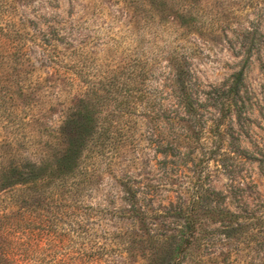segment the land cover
Listing matches in <instances>:
<instances>
[{
    "label": "rangeland",
    "instance_id": "374dc122",
    "mask_svg": "<svg viewBox=\"0 0 264 264\" xmlns=\"http://www.w3.org/2000/svg\"><path fill=\"white\" fill-rule=\"evenodd\" d=\"M0 27V172L10 148L57 155L83 100L92 127L118 120L77 194L50 180L1 188L2 264H154V242L175 225L160 213L187 201L197 174L223 208L264 210V0H0ZM134 71L138 88L112 117ZM230 241L216 235L206 252L253 259Z\"/></svg>",
    "mask_w": 264,
    "mask_h": 264
},
{
    "label": "trees",
    "instance_id": "16d2710c",
    "mask_svg": "<svg viewBox=\"0 0 264 264\" xmlns=\"http://www.w3.org/2000/svg\"><path fill=\"white\" fill-rule=\"evenodd\" d=\"M182 0H176L181 3ZM185 1V0H184ZM187 1V0H186ZM191 1V0H190ZM1 35H7L6 30L0 27ZM233 81L228 85L218 98L219 110L222 117L230 113L237 103L243 75L238 71L233 75ZM140 71H134L121 79L123 100L118 102L119 109L111 110L112 117H120L121 109L128 106V99L138 88ZM114 84L106 86V94L112 92ZM98 97V96H97ZM106 97L100 95L98 98ZM112 100H116L113 97ZM183 106L188 113L194 112V106L189 95L182 96ZM79 116L65 121L59 128V135L64 140L62 150L51 158L41 157L32 160L23 157L20 152L13 153L10 148L9 161L1 167L0 190L16 185L34 186L50 180L55 188L67 189V192L77 194L88 181L94 157L104 153L106 146L111 144L112 138L118 129V120H105V115L97 125L92 127L93 112L88 108L86 101H82ZM5 101L0 95V116H7ZM72 123V124H71ZM93 124V125H91ZM117 125V126H116ZM97 126V128H96ZM93 130V131H92ZM115 139V137H114ZM10 147V146H9ZM203 174L193 178L187 201L162 211L160 214L173 218L174 232L164 236L160 241L154 242V264H264V210L259 214L245 211L243 213L223 208L220 193L210 189L204 181ZM1 223V219H0ZM208 224L217 227L210 228ZM0 230L4 226L0 224ZM216 235L230 238L237 254L248 255L254 253L253 259L237 257L232 260L225 256L223 261H217L212 253H207V248L213 246ZM241 251V252H240ZM249 259V260H248ZM4 260L0 258V264Z\"/></svg>",
    "mask_w": 264,
    "mask_h": 264
}]
</instances>
